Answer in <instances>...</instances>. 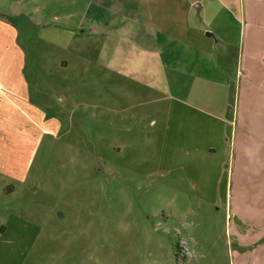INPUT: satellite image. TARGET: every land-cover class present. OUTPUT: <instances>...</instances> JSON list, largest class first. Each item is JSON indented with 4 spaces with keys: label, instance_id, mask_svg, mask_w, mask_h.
<instances>
[{
    "label": "rangeland",
    "instance_id": "1",
    "mask_svg": "<svg viewBox=\"0 0 264 264\" xmlns=\"http://www.w3.org/2000/svg\"><path fill=\"white\" fill-rule=\"evenodd\" d=\"M15 22L21 52L0 33V83L20 59L28 94L0 89V129L13 132L0 137V221L11 223L0 264H249L238 259L249 242L240 231L250 236L264 167L230 174L221 153L192 150L187 107L174 100L189 105L200 87L189 94L182 83L153 87L138 71H82L77 58L60 67L54 57L67 50L33 26L27 55L24 16ZM10 183L20 196L1 194Z\"/></svg>",
    "mask_w": 264,
    "mask_h": 264
},
{
    "label": "crops",
    "instance_id": "2",
    "mask_svg": "<svg viewBox=\"0 0 264 264\" xmlns=\"http://www.w3.org/2000/svg\"><path fill=\"white\" fill-rule=\"evenodd\" d=\"M4 1L6 5L0 7V33L13 52L20 51V32L15 22L20 15L26 21L23 30L28 36L27 55L34 52L35 39L41 36L51 48L58 44L67 50V54L54 57L55 65L60 67L77 58L73 62L82 71H138L153 87L158 84L169 89L182 83L189 94L200 87L203 98H192L189 105L174 100L187 107L185 136L192 150L208 156L211 152L221 153L220 161L228 166L230 174L247 162L256 170L264 167V0ZM33 26L41 35L32 36ZM17 64L0 83V89L13 90L10 96L15 100L28 94ZM109 104L107 97V112ZM53 118L54 113L49 120ZM168 125V134L177 137L172 117ZM11 133L0 129L1 138ZM12 152L16 154V149ZM261 178L264 186V176ZM19 190L10 183L1 194L20 196ZM251 197L257 210L251 216L250 236H245L244 229L240 231L242 239L246 237L249 242L241 247L245 251L238 253V259L264 264V187ZM2 212L0 208V218ZM13 216L11 213L5 218ZM10 225L0 221V234Z\"/></svg>",
    "mask_w": 264,
    "mask_h": 264
}]
</instances>
